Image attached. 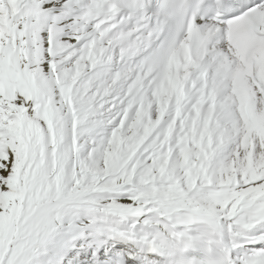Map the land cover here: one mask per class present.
I'll return each mask as SVG.
<instances>
[{
    "label": "snow or ice",
    "instance_id": "6c2138e0",
    "mask_svg": "<svg viewBox=\"0 0 264 264\" xmlns=\"http://www.w3.org/2000/svg\"><path fill=\"white\" fill-rule=\"evenodd\" d=\"M0 264H264V0H0Z\"/></svg>",
    "mask_w": 264,
    "mask_h": 264
}]
</instances>
